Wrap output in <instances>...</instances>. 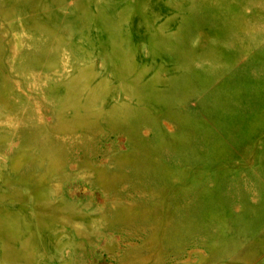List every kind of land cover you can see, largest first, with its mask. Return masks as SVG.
Returning <instances> with one entry per match:
<instances>
[{"label": "rangeland", "instance_id": "374dc122", "mask_svg": "<svg viewBox=\"0 0 264 264\" xmlns=\"http://www.w3.org/2000/svg\"><path fill=\"white\" fill-rule=\"evenodd\" d=\"M53 243L264 264V0H0V264Z\"/></svg>", "mask_w": 264, "mask_h": 264}, {"label": "crops", "instance_id": "0c3cea01", "mask_svg": "<svg viewBox=\"0 0 264 264\" xmlns=\"http://www.w3.org/2000/svg\"><path fill=\"white\" fill-rule=\"evenodd\" d=\"M113 239L121 247L124 239L122 237H115ZM57 244L58 243H53L51 247L41 249L43 252L38 257V260H40V263L38 262V264H89V263H85L82 260L78 261V259H76V256H75L76 251L74 253H70L68 251V252L64 253L65 254L64 255L62 253L63 251H61V248H59L57 246ZM117 259L119 262L117 264H126L125 261L122 259V257H119ZM72 260H73V262H72ZM74 260L76 262H74ZM115 262H116V260H115Z\"/></svg>", "mask_w": 264, "mask_h": 264}]
</instances>
